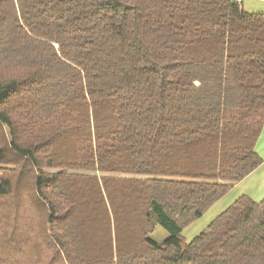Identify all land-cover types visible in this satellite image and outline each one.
I'll list each match as a JSON object with an SVG mask.
<instances>
[{"label":"trees","instance_id":"16d2710c","mask_svg":"<svg viewBox=\"0 0 264 264\" xmlns=\"http://www.w3.org/2000/svg\"><path fill=\"white\" fill-rule=\"evenodd\" d=\"M263 121L241 0H0V264H264V197L182 237Z\"/></svg>","mask_w":264,"mask_h":264},{"label":"crops","instance_id":"0c3cea01","mask_svg":"<svg viewBox=\"0 0 264 264\" xmlns=\"http://www.w3.org/2000/svg\"><path fill=\"white\" fill-rule=\"evenodd\" d=\"M241 3L244 10L264 12V0H241ZM254 149L261 158V163L213 203L200 218L188 226L187 230L200 229L201 234L215 216L241 195L248 196L253 201H259L264 197V121Z\"/></svg>","mask_w":264,"mask_h":264},{"label":"rangeland","instance_id":"374dc122","mask_svg":"<svg viewBox=\"0 0 264 264\" xmlns=\"http://www.w3.org/2000/svg\"><path fill=\"white\" fill-rule=\"evenodd\" d=\"M187 228L188 227L184 228L182 232V237L184 241L189 242L190 240L193 239L192 237H194L196 234H199L200 229L187 230ZM169 238H170L169 234H167V232L160 226H157L155 231L151 235V239L156 243H164L165 241H168Z\"/></svg>","mask_w":264,"mask_h":264}]
</instances>
